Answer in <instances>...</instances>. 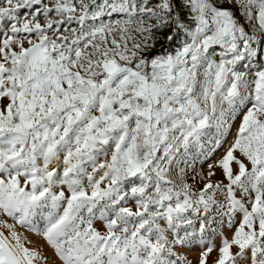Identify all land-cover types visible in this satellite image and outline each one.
Returning a JSON list of instances; mask_svg holds the SVG:
<instances>
[{
	"label": "snow or ice",
	"instance_id": "snow-or-ice-1",
	"mask_svg": "<svg viewBox=\"0 0 264 264\" xmlns=\"http://www.w3.org/2000/svg\"><path fill=\"white\" fill-rule=\"evenodd\" d=\"M3 100L0 213L62 264H190L197 231L208 264L224 227L213 264H264V0H0ZM238 117L193 191L178 158ZM0 228V264L44 259Z\"/></svg>",
	"mask_w": 264,
	"mask_h": 264
},
{
	"label": "rangeland",
	"instance_id": "rangeland-1",
	"mask_svg": "<svg viewBox=\"0 0 264 264\" xmlns=\"http://www.w3.org/2000/svg\"><path fill=\"white\" fill-rule=\"evenodd\" d=\"M45 3L48 2V0H44ZM21 19H23V13H20ZM120 17L116 14L113 15V17H104L103 19L105 21H108L109 19H119ZM40 22L43 23V17H40ZM72 27H77V25L73 24ZM168 31L164 33V35H167ZM184 40V33L182 32L180 37L174 42H172L170 45L166 44L163 40H160L156 43L155 49H153V53L155 55H165L167 53H173L175 50L183 43ZM27 43H25V47H27ZM162 49V50H161ZM7 101L3 100L0 101V105L6 104ZM239 124V117L237 118L236 122L232 125L231 131L228 133L226 138L222 140V143L220 147L215 148L214 142L210 143V140H213L212 133L215 132V129L209 130V136H205L201 139V142L199 144L192 143L189 145L187 149L186 156L179 157L178 159L181 161L179 163V168L185 169V175H184V182L192 185L193 191H198L202 186L203 183L206 182L208 179L207 173L209 171V164L215 165L216 161L222 157L224 152L226 151L228 145L232 141L236 127ZM215 148V151L213 152L212 149ZM181 152H184V149H180ZM210 154V157H209ZM235 155L238 158L243 159L239 156V153H235ZM209 157V158H206ZM184 161H187V164H185ZM233 170H237V166L235 164L232 165ZM178 171L177 166L173 165V173L169 176V179L175 178V173ZM212 171L215 172V175L210 177V179L213 182L216 181H223L224 180L222 170L218 167H214ZM203 175L205 177V180H201L200 175ZM21 183H23V177L20 178ZM177 183H179V180L177 179ZM239 217H237L238 219ZM0 221H3L6 224L13 225L15 227V230L21 234L22 238L24 239L25 246L30 249L37 250L44 259L37 260L36 264H62V262L59 260V258L55 255L54 250L47 244L45 240H43L42 237L37 235L35 232L29 231L28 229L21 227L19 224L15 222V220L7 216L4 213H0ZM42 226V224H41ZM94 226L98 229L100 228V223L97 221L94 223ZM196 229H198L199 224L197 223L195 225ZM213 227H217L216 225H213ZM192 231V229H189ZM0 231H3L5 236H8V230L7 228H0ZM220 232L228 238H231L232 232L227 228L224 227L223 229H217L216 235H213L211 232H208L205 234V243L203 245L204 248L208 247V243L210 242L212 245L215 246L214 250L209 256L208 264H213V261L218 256V248L220 246L221 242V236ZM181 235H183V232H181ZM200 234L197 231L195 235V239L191 241V243H188L187 246L181 247L177 246L176 251L184 256L187 261L190 262V264H198L199 255L201 251H203V248L200 245L199 242ZM235 251V249H233Z\"/></svg>",
	"mask_w": 264,
	"mask_h": 264
},
{
	"label": "built area",
	"instance_id": "built-area-1",
	"mask_svg": "<svg viewBox=\"0 0 264 264\" xmlns=\"http://www.w3.org/2000/svg\"><path fill=\"white\" fill-rule=\"evenodd\" d=\"M101 159H103V158H101ZM90 170V169H89Z\"/></svg>",
	"mask_w": 264,
	"mask_h": 264
},
{
	"label": "crops",
	"instance_id": "crops-1",
	"mask_svg": "<svg viewBox=\"0 0 264 264\" xmlns=\"http://www.w3.org/2000/svg\"><path fill=\"white\" fill-rule=\"evenodd\" d=\"M217 59H218V57H217Z\"/></svg>",
	"mask_w": 264,
	"mask_h": 264
}]
</instances>
